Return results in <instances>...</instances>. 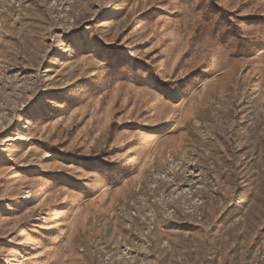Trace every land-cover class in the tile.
<instances>
[{
    "label": "rangeland",
    "instance_id": "obj_1",
    "mask_svg": "<svg viewBox=\"0 0 264 264\" xmlns=\"http://www.w3.org/2000/svg\"><path fill=\"white\" fill-rule=\"evenodd\" d=\"M260 41L264 0H0V264H264Z\"/></svg>",
    "mask_w": 264,
    "mask_h": 264
},
{
    "label": "snow or ice",
    "instance_id": "obj_2",
    "mask_svg": "<svg viewBox=\"0 0 264 264\" xmlns=\"http://www.w3.org/2000/svg\"><path fill=\"white\" fill-rule=\"evenodd\" d=\"M197 7H199V5H197ZM204 20H207V21H210L211 20V17L208 15V14H205L204 15ZM233 35H235V33H233ZM237 39L238 40H242L243 38L242 37H239L238 35H237ZM260 44H262V45H264V41H260L259 42ZM136 65H135V63L133 62L131 65H130V70L133 72V73H135L136 72ZM117 71H119V68H117Z\"/></svg>",
    "mask_w": 264,
    "mask_h": 264
}]
</instances>
